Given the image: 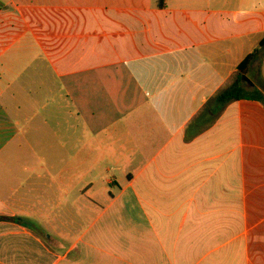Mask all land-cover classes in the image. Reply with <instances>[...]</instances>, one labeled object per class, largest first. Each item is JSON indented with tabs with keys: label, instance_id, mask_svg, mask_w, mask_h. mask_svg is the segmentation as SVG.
Returning <instances> with one entry per match:
<instances>
[{
	"label": "crops",
	"instance_id": "crops-1",
	"mask_svg": "<svg viewBox=\"0 0 264 264\" xmlns=\"http://www.w3.org/2000/svg\"><path fill=\"white\" fill-rule=\"evenodd\" d=\"M263 38L264 0H0V264H264V107L208 108Z\"/></svg>",
	"mask_w": 264,
	"mask_h": 264
},
{
	"label": "trees",
	"instance_id": "trees-1",
	"mask_svg": "<svg viewBox=\"0 0 264 264\" xmlns=\"http://www.w3.org/2000/svg\"><path fill=\"white\" fill-rule=\"evenodd\" d=\"M264 51V38L260 41L259 50L246 56L238 66V72L234 82L222 90L210 103L208 108L210 112H215L217 109H223L226 105L236 101H256L264 107V94L257 89H250V87L242 81V75H247L249 64L255 60L260 53ZM212 105V109L209 107Z\"/></svg>",
	"mask_w": 264,
	"mask_h": 264
},
{
	"label": "water",
	"instance_id": "water-1",
	"mask_svg": "<svg viewBox=\"0 0 264 264\" xmlns=\"http://www.w3.org/2000/svg\"><path fill=\"white\" fill-rule=\"evenodd\" d=\"M242 81L247 83L250 87H253V83L248 79L246 75H242Z\"/></svg>",
	"mask_w": 264,
	"mask_h": 264
},
{
	"label": "rangeland",
	"instance_id": "rangeland-1",
	"mask_svg": "<svg viewBox=\"0 0 264 264\" xmlns=\"http://www.w3.org/2000/svg\"><path fill=\"white\" fill-rule=\"evenodd\" d=\"M264 53V52H263Z\"/></svg>",
	"mask_w": 264,
	"mask_h": 264
}]
</instances>
